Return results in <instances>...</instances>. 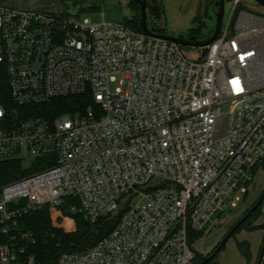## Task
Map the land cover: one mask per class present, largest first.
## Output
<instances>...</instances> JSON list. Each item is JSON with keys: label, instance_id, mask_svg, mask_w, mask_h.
<instances>
[{"label": "built area", "instance_id": "1", "mask_svg": "<svg viewBox=\"0 0 264 264\" xmlns=\"http://www.w3.org/2000/svg\"><path fill=\"white\" fill-rule=\"evenodd\" d=\"M231 1L198 62L124 23L0 4L12 104L87 99L81 111L45 118L17 119L0 103V161L45 166L0 184V264H34L24 256L34 236L18 222L47 205L91 223L116 216L107 236L55 264H194L193 240L264 162V16L241 11L232 25L242 1Z\"/></svg>", "mask_w": 264, "mask_h": 264}, {"label": "rangeland", "instance_id": "2", "mask_svg": "<svg viewBox=\"0 0 264 264\" xmlns=\"http://www.w3.org/2000/svg\"><path fill=\"white\" fill-rule=\"evenodd\" d=\"M134 0H0V2L15 7L36 9L47 7L52 11L83 21L90 19L94 23L102 21L113 24H123L136 13L130 7ZM152 1V0H149ZM242 4L237 8V14L241 11H249L264 16V7L253 0H241ZM218 0H156L158 16L149 14L147 18L148 28L161 32L163 35L186 38L190 29L198 28L196 37L198 40H206L212 36L218 9ZM231 0H225L222 27L225 28L232 13ZM236 14V15H237ZM196 17L199 22L195 23ZM236 17V16H235ZM234 22V21H233ZM233 25V23H232ZM183 56L191 61L198 62L202 59L205 48H192L180 46ZM118 82L111 83L110 89L114 91ZM32 157L26 156L23 162L24 168H29ZM153 179L149 186L156 185ZM264 192V166H260L252 174L247 182L244 194L234 207H228L220 217L218 224L201 240H193L191 247L195 259L208 257L215 247L222 241L230 228L250 209ZM261 212L249 220L251 227H264V204ZM123 206L120 207L122 209ZM260 222V225L256 223ZM262 222V223H261ZM246 225L241 231H249ZM257 230H263L258 228ZM240 231V232H241ZM255 231V230H254Z\"/></svg>", "mask_w": 264, "mask_h": 264}, {"label": "trees", "instance_id": "3", "mask_svg": "<svg viewBox=\"0 0 264 264\" xmlns=\"http://www.w3.org/2000/svg\"><path fill=\"white\" fill-rule=\"evenodd\" d=\"M156 0H146L147 6V18L150 15L157 17L159 13L158 6L155 4ZM0 4H4L0 2ZM218 4V3H217ZM130 7L136 11V13L127 20L124 24L131 29L142 32L139 24L140 21V9L138 4L133 1ZM237 9L234 11L231 23H233ZM199 22L196 17L195 23ZM198 28H192L189 30L187 37L184 40L196 41ZM156 32V30L151 29ZM156 33L161 32L157 31ZM0 103L11 112L12 116L17 119L26 117H55L61 114L73 113L81 111L87 103V99L83 96H72L67 98L56 99L48 105L43 106H31V107H19L12 104L10 100L7 77L4 66H0ZM260 166H264V162L259 166H256L252 170V174ZM45 166L39 161L33 163L32 167L24 168L23 164L19 160H7L0 161V184L8 183L19 179L21 177L30 175ZM261 207L253 212L250 217L234 232L231 236L233 238L239 233L246 225L249 226L250 231L257 230L258 228L264 229V227H251L248 224L254 216L259 215ZM116 222V216L100 217L96 222L91 223L83 218L81 214H70L66 212V207L54 208L49 205L44 206L41 209L32 211L19 219V229L22 231L31 232L34 236L35 243L29 245L26 248V255L34 257V264H55L59 255L65 252L80 251L93 246L103 237L107 236L113 229ZM5 239L0 236V243ZM219 246V245H218ZM208 254L210 256L216 249ZM225 244L215 254V256L207 264H215V259L218 253L224 248ZM237 248L240 254L245 258L246 264H251L250 245L247 242L237 243ZM262 248L259 252L258 260L261 256L260 263L258 260L255 264L263 263ZM202 259H196V263L200 264Z\"/></svg>", "mask_w": 264, "mask_h": 264}, {"label": "water", "instance_id": "4", "mask_svg": "<svg viewBox=\"0 0 264 264\" xmlns=\"http://www.w3.org/2000/svg\"><path fill=\"white\" fill-rule=\"evenodd\" d=\"M134 1L138 4L139 9H140L139 24L141 27V31L147 36L170 41V42L178 44L179 46H187V47H192V48H205L212 41L216 39L222 27L225 0H218V9H217L215 26H214L212 36L206 40H196V41L184 40L180 37L167 36V35H163V34L151 31L147 26L146 0H134ZM253 1H255L260 6L264 7V0H253ZM263 201H264V192L261 195V197L255 202V204L250 209H248L245 212V214L230 228V230L223 237L216 251L210 256L204 258L200 264H207L215 256V254L221 249V247L231 238L234 232L250 217V215L253 212H255L258 209V207L262 205ZM262 251H264V244L262 245ZM261 256L258 260V263H260Z\"/></svg>", "mask_w": 264, "mask_h": 264}, {"label": "crops", "instance_id": "5", "mask_svg": "<svg viewBox=\"0 0 264 264\" xmlns=\"http://www.w3.org/2000/svg\"><path fill=\"white\" fill-rule=\"evenodd\" d=\"M256 224L260 225V222ZM239 242L249 243L251 264H255L258 260L260 249L264 244V231H241L237 233L225 243L224 248L218 253L215 259V264H246L245 258L240 254L237 248V243ZM262 264H264V254Z\"/></svg>", "mask_w": 264, "mask_h": 264}]
</instances>
